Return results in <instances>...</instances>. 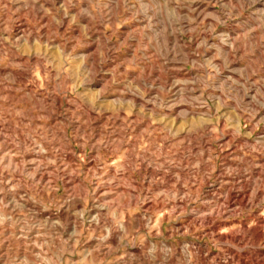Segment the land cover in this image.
<instances>
[{
	"label": "clouds",
	"instance_id": "9594fccd",
	"mask_svg": "<svg viewBox=\"0 0 264 264\" xmlns=\"http://www.w3.org/2000/svg\"><path fill=\"white\" fill-rule=\"evenodd\" d=\"M252 216L264 0H0V264H264Z\"/></svg>",
	"mask_w": 264,
	"mask_h": 264
},
{
	"label": "rangeland",
	"instance_id": "374dc122",
	"mask_svg": "<svg viewBox=\"0 0 264 264\" xmlns=\"http://www.w3.org/2000/svg\"><path fill=\"white\" fill-rule=\"evenodd\" d=\"M251 221H254L255 225L260 227V228H264V218H256L255 216L251 217ZM215 251V250H213Z\"/></svg>",
	"mask_w": 264,
	"mask_h": 264
}]
</instances>
